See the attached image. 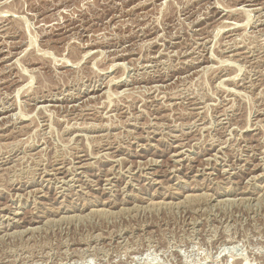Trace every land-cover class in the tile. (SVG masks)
Returning a JSON list of instances; mask_svg holds the SVG:
<instances>
[{
    "label": "rangeland",
    "instance_id": "rangeland-1",
    "mask_svg": "<svg viewBox=\"0 0 264 264\" xmlns=\"http://www.w3.org/2000/svg\"><path fill=\"white\" fill-rule=\"evenodd\" d=\"M243 1L0 0V264H264Z\"/></svg>",
    "mask_w": 264,
    "mask_h": 264
},
{
    "label": "bare ground",
    "instance_id": "bare-ground-1",
    "mask_svg": "<svg viewBox=\"0 0 264 264\" xmlns=\"http://www.w3.org/2000/svg\"><path fill=\"white\" fill-rule=\"evenodd\" d=\"M250 1L251 0H245V1H243V2H249L250 3ZM251 4V3H250ZM260 9V8H259ZM257 10H258V8H257ZM250 11H252L251 9H250ZM244 13H246V12H244ZM260 13V12H259ZM247 14V13H246ZM251 14V13H250ZM262 14V13H261ZM252 15H253V13H252ZM237 27V26H236ZM231 28V27H230ZM234 28V27H233ZM6 43V42H5ZM90 50V49H89ZM91 51V50H90ZM0 52H1V50H0ZM90 54V53H89ZM17 59V58H16ZM112 65H113V63H112ZM116 65V64H115ZM137 78V77H136ZM146 78V77H145ZM156 92V91H155ZM86 93V92H85ZM94 95V94H93ZM79 98H81V97H79ZM88 99V98H87ZM59 100V99H58ZM61 100V99H60ZM8 101V100H7ZM170 103V102H169ZM164 104V103H163ZM165 104H167V103H165ZM5 108V107H4ZM152 108V107H151ZM1 110V109H0ZM23 121V120H22ZM89 125V124H88ZM85 128V127H84ZM146 131V130H145ZM147 132V131H146ZM75 136V135H74ZM180 145V144H179ZM172 146V145H171ZM178 146V145H177ZM121 147V146H120ZM175 152V151H174ZM180 152V151H179ZM108 154V153H107ZM177 154V153H176ZM179 154V153H178ZM177 154V155H178ZM172 155H174V154H172ZM5 160V159H4ZM107 160V159H106ZM120 161V160H119ZM245 161V160H244ZM7 162V161H6ZM205 166V165H204ZM188 167V166H187ZM53 168V167H52ZM144 168V167H143ZM173 168V167H172ZM262 168V167H261ZM1 170V169H0ZM69 170V169H68ZM75 170V169H74ZM203 170V169H202ZM262 172V171H261ZM264 172V171H263ZM50 173V172H49ZM70 173V172H69ZM151 173V172H150ZM263 174V173H262ZM257 176V175H256ZM54 178V177H53ZM72 180V179H71ZM63 181V180H62ZM65 181V180H64ZM59 182V181H58ZM254 186H256V185H254ZM134 187V186H133ZM208 188V187H207ZM252 190V189H251ZM239 191V190H238ZM253 192V191H252ZM261 193H262V191H261ZM208 196H210V195H208ZM212 196V195H211ZM241 196V195H240ZM250 196V195H249ZM261 196V195H260ZM246 197V196H245ZM256 197V196H255ZM225 198V197H224ZM223 198V199H224ZM233 198H234V196H233ZM242 198V197H241ZM148 199V198H147ZM218 199V198H217ZM227 199H228V197H227ZM236 199V198H235ZM226 200V199H225ZM233 200V199H232ZM234 201V200H233ZM259 201V200H258ZM258 201H256L257 203H259ZM159 202H161V201H159ZM216 202V201H215ZM251 202V201H250ZM154 203V202H153ZM165 203V202H164ZM151 204V203H150ZM209 204V203H208ZM150 206V205H149ZM212 206H213V204H212ZM11 208V207H10ZM10 210V209H9ZM14 216V215H13ZM11 218V217H10ZM2 230V229H1ZM0 230V231H1ZM7 235V234H6Z\"/></svg>",
    "mask_w": 264,
    "mask_h": 264
}]
</instances>
